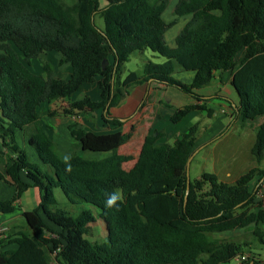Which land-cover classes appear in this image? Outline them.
<instances>
[{
    "label": "trees",
    "instance_id": "trees-1",
    "mask_svg": "<svg viewBox=\"0 0 264 264\" xmlns=\"http://www.w3.org/2000/svg\"><path fill=\"white\" fill-rule=\"evenodd\" d=\"M71 1L0 0V143L6 150H0V178L7 177L16 190L0 202V214L14 213L29 189L39 192L38 207L23 214L29 232L13 240L0 238V264H54V259L58 264H261L249 250L251 242L214 240L211 234L252 228V236L264 246V208L257 201L264 168L252 167L234 183L205 172L190 182L188 191L186 167L199 131L195 124L172 145L158 142L161 132L147 135L127 169L132 158L119 153L125 123L112 117L111 109L119 104L121 87L144 80L175 87L196 102L177 109L172 123L193 111L212 117L215 111L206 101L229 99L206 98L198 91L211 86L217 75L222 81V74L231 72L239 98L234 109L242 121L252 108L264 110V0H180L174 15L192 17L174 48L165 34L177 20L168 24L162 17L171 0ZM97 16L103 28L97 26ZM146 50L165 61H147L142 72L122 79L130 57ZM52 52L62 56L60 66L71 65L69 80L56 78L55 67L45 60L42 74L32 70L34 60ZM189 71L195 72L191 84L174 78ZM95 83L99 101H70L81 86ZM59 101L69 102L49 116L102 111L113 132L97 134L72 123L69 131L82 151L104 157L86 159L77 152L64 157L58 151L42 127L38 108ZM18 131L25 132L45 169L19 145ZM251 156L258 165L264 161V122ZM56 189L73 205L86 203L99 210L107 229L105 243L87 238L96 222L92 213L72 215L61 208ZM11 244L16 248L6 249Z\"/></svg>",
    "mask_w": 264,
    "mask_h": 264
},
{
    "label": "crops",
    "instance_id": "crops-1",
    "mask_svg": "<svg viewBox=\"0 0 264 264\" xmlns=\"http://www.w3.org/2000/svg\"><path fill=\"white\" fill-rule=\"evenodd\" d=\"M165 13L166 12H164L162 15L163 19L165 17L164 16ZM98 17L99 16L95 18L96 24ZM174 17L175 18L173 20L168 19L166 21L164 19L165 22L168 24L173 22L174 20H177L176 23L172 25L165 34L166 43L168 40L169 45L168 43L167 45L171 48L176 47L177 36L180 34L182 29L185 27V25L191 20L192 16L187 15L184 17H177L174 15ZM50 54H52L50 59L49 58L43 59L41 58L42 57L41 55L38 61L41 62L45 60L50 62L54 67L56 65L57 67H55V77L59 79L69 80L72 75L71 65L64 64L60 66L59 62L62 56L55 52L49 53V55ZM151 57L154 60H157L158 62L161 63L165 61L154 55H151ZM53 58L57 60L56 63L52 61ZM42 73H43V69L42 71L38 72V74H42ZM174 78L185 84H191L195 78V72L192 71L178 72L174 75ZM218 79L219 76L217 75L215 82L211 86L199 90L198 94L206 98L214 95L224 97L223 94H225L224 92L225 89L226 91L229 92V94H225L226 97L229 99V102L226 101L225 99H220V98L209 99L206 101L207 107L215 111L212 117H209L207 113L203 111H193L189 115H187L181 122L177 124L171 122L170 119L171 115L177 109H181L187 105L196 103L189 95L181 92L175 87L160 85L157 84L156 82H145L144 80H140L138 83L131 86L121 87L119 89V93H120L119 104L117 107L111 109V116L122 119L123 122L125 123L121 128L124 140L119 149V153L130 158L132 154L137 153V155H139L144 138L147 135L153 134L154 132L162 133V137L158 141L159 143H167L172 145L183 134L188 132L191 126L198 124L199 125L198 139L196 141L193 154L200 148L214 144V147L222 148V151H224L225 155H227L226 159L229 162L228 163L229 167L226 170L227 176H231V172L233 171V169H230L231 168L230 166H238V167L245 166L248 161L250 162V158H252V156H250V158L249 155L245 156V152L242 151L243 133L236 135L235 131L237 128H239L238 126L240 124H242V128L246 127L249 124L251 113L252 111L255 110V108L249 110L247 119L245 122H243L240 114L239 113L237 114V110L234 109L239 103V98L237 93L231 86V81L233 79L232 73L225 72L222 74V81H219ZM228 88H230L231 90H228ZM85 97H90L93 101L100 100V90L96 83L92 85L85 84L81 86L79 91L72 96L70 101L81 100ZM62 102H64V106H65L69 101H62ZM55 103L52 105H49L48 103H44L42 106L38 108V113H39V120L42 124L43 129L54 141L58 151L64 157H68L69 155L75 152L81 154L86 159H93V158L100 159L104 157V154L82 151V149L76 145L69 131V125L72 123V124H76L78 128L85 129L86 131H92L97 134H109L113 132L111 125H106L103 122L102 111L89 114L88 118L90 119L88 120L84 117V114L72 116V117H64V116L51 117L48 115V112L61 110L53 107ZM19 137L22 139L24 148L30 147V145L28 144V137L25 134V132L18 131L16 134L17 141L19 140ZM66 145H69V147L64 148ZM71 145L77 147V149L71 151L70 150ZM123 149H125L124 153L122 152ZM0 150L6 151L1 146V143H0ZM66 150L70 152L68 153L69 155L67 154ZM83 153L84 154L91 153L92 157H88L86 154L84 155ZM249 153L251 154V149ZM136 160L137 158L132 159L131 161L135 162ZM39 162H34V163L40 164L41 167L45 169V166H43L41 162L40 163ZM216 174L219 177V174L218 173ZM22 179L25 182L30 183L26 178L25 174H22ZM15 192L16 190L14 186H12L7 182V177L0 178V202L11 199L15 194ZM26 193L29 194L30 196L27 198L26 201L23 200L22 197L17 202V210L14 213L8 215L0 214L1 226H6L9 228V227L21 226L22 223L27 225L23 214L27 211H31L38 207L39 192L36 188H31L28 191H26L24 194ZM29 199H30V203L33 202L34 200L35 204L34 205L32 204L31 205L32 207L28 203ZM1 237L2 236H0V238ZM214 240H218V239H214ZM14 248H16L15 244H11L6 247V249H14Z\"/></svg>",
    "mask_w": 264,
    "mask_h": 264
},
{
    "label": "rangeland",
    "instance_id": "rangeland-1",
    "mask_svg": "<svg viewBox=\"0 0 264 264\" xmlns=\"http://www.w3.org/2000/svg\"><path fill=\"white\" fill-rule=\"evenodd\" d=\"M180 0H171L167 9H166V13L164 14V19L167 21L168 19L173 20L174 17V9L177 5V3ZM68 4H71L72 1L71 0H67ZM106 3L104 1L101 2V5L104 6ZM170 15V18H169ZM97 24L99 27L103 28L104 27V21L102 20V18L98 17L97 18ZM167 43L169 45V41L167 40ZM145 52V53H143ZM143 52H136L134 53L131 57L129 62H127L124 66V71L122 74V78H126L127 75L131 72H142L143 66L147 61H152L154 63H161L158 62L157 60H154L151 55L157 56L159 58H161L163 61L165 60L164 58L160 57L159 55L151 52L150 50H146ZM49 53L42 55L41 58L43 59H47V58H51L52 54L49 55ZM150 59V60H149ZM52 61L54 63H56V59H52ZM42 64L40 61L38 60H34L33 62V66L31 67L32 70L35 73H38L40 71H42ZM55 67H57L55 65ZM228 90H231L230 88H228ZM225 94H229L228 91H226L224 89ZM223 94L224 98H227L226 95ZM228 99V98H227ZM64 106V102L59 101L56 102L55 105H53L54 108L56 109H61ZM84 117L88 120L90 118H88L87 114H84ZM264 122V110L260 107H256L254 111H252L251 113V118L249 121V124L242 128V124H240L236 129V135H239L241 133H243L242 136V143H243V147H242V151L245 152V156L249 155V158L251 156V154L249 153L251 147L253 146V143L255 141V137H256V131L257 128ZM243 130V132H242ZM19 145L23 147V142L22 139L19 137ZM172 142V140H171ZM69 145H66L64 148H68ZM24 148V147H23ZM25 151L28 153L30 159L32 162H39V159L37 157V154L35 152V150L32 147H28V148H24ZM77 147L71 145L70 150H76ZM67 154L70 153L68 150H66ZM122 152H125V149L122 150ZM84 154V153H83ZM88 157H92V154H87L85 153ZM84 154V155H85ZM69 155V154H68ZM97 156V155H96ZM137 153L136 154H132L131 158L132 159H136L137 158ZM99 157V156H98ZM227 155H225V152L222 151V148H217L214 147V144L210 145V146H206L203 148H200L199 150H197L194 153L193 156V160L191 162L190 168H189V179L191 182L198 180L201 178V175L203 173H218L219 177L222 181H225L227 183H234L235 179H237L239 177V175L244 174L246 171H248V169H251L252 167H261L264 168V161L258 165L253 158H250V162L248 161L246 163L245 166H230V169H233V171L231 172V176H227L226 170L229 167V162L226 159ZM40 163V162H39ZM134 164V161L128 162L126 163L125 167L127 169H130ZM258 182V179H256L255 181H253L250 185L251 190L254 189V187L256 186ZM55 195L60 203V207L67 210L69 213H71L72 215H77L79 212L83 211V210H88L92 213V215L96 218V222L90 224V232H89V236L87 237L90 241L92 242H97V243H105L107 240V229H106V224L105 222L100 219L99 216V210L89 204L86 203H81V204H71L69 203V201L67 200V198L65 197V195L62 193V191L60 189H56L55 190ZM29 194H23V200H27V198L29 197ZM257 201L263 206L264 208V185L262 187V189L260 190L258 197H257ZM29 205L31 206L32 204L34 205V200L33 202L30 203V199L28 201ZM32 207V206H31ZM8 228V227H7ZM252 228L249 229H237V230H231V231H224V232H215L211 234V237L214 239H218V240H232L235 242H239V243H243V242H251V247L249 248L250 251H252L253 255H255L254 257L256 259H258L261 264H264V246H261L259 244V242L257 241V239L252 236ZM20 232H29V229L27 227V225H25L24 223L21 224V226L18 227H9L7 232L5 233V235H2V237H4L5 239L8 240H13L17 234H19ZM1 236V235H0ZM247 254L249 256H251V253L247 251ZM253 257V256H251ZM238 263V260L235 262H232V264ZM54 264H58L56 262V260L54 259Z\"/></svg>",
    "mask_w": 264,
    "mask_h": 264
},
{
    "label": "water",
    "instance_id": "water-1",
    "mask_svg": "<svg viewBox=\"0 0 264 264\" xmlns=\"http://www.w3.org/2000/svg\"><path fill=\"white\" fill-rule=\"evenodd\" d=\"M108 65H109L108 60H104V62H103V68H106ZM0 142H2V139H0ZM193 156H194V154L189 158V160L187 162V167H186L187 181H188V188H187V190L188 191H189V185H190V182H191L190 179H189V168H190L191 162L193 160Z\"/></svg>",
    "mask_w": 264,
    "mask_h": 264
},
{
    "label": "built area",
    "instance_id": "built-area-1",
    "mask_svg": "<svg viewBox=\"0 0 264 264\" xmlns=\"http://www.w3.org/2000/svg\"><path fill=\"white\" fill-rule=\"evenodd\" d=\"M8 228L6 226H1L0 225V235H5V233L7 232Z\"/></svg>",
    "mask_w": 264,
    "mask_h": 264
}]
</instances>
